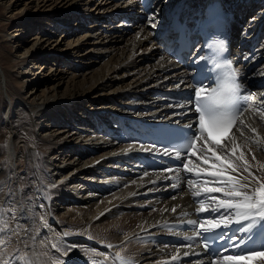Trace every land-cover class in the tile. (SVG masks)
<instances>
[{"label": "bare ground", "instance_id": "bare-ground-1", "mask_svg": "<svg viewBox=\"0 0 264 264\" xmlns=\"http://www.w3.org/2000/svg\"><path fill=\"white\" fill-rule=\"evenodd\" d=\"M205 1L148 0L143 13L139 0H0V264H120L117 252L134 264H210L197 226L224 213H211V198L225 197L202 190L224 178L144 167L138 153L151 148L133 135L138 121L194 117L189 67L163 35ZM225 5L252 98L216 153L251 192L264 183V0ZM60 28L65 37L53 39ZM201 149L187 163L211 170L217 161L203 163ZM193 191L209 218L197 217Z\"/></svg>", "mask_w": 264, "mask_h": 264}, {"label": "snow or ice", "instance_id": "snow-or-ice-1", "mask_svg": "<svg viewBox=\"0 0 264 264\" xmlns=\"http://www.w3.org/2000/svg\"><path fill=\"white\" fill-rule=\"evenodd\" d=\"M216 47L223 48V44L218 43ZM201 59H206V57H201ZM217 67L222 71L221 78L217 81L215 87L208 89V87L205 86L194 89L195 108L199 113V135L192 132V136H194L195 139H189L186 144L181 145L179 148L163 149V154L174 155L176 158L180 159L186 172L195 173L197 177H199L201 173H207L213 177L224 178L220 181V187H210L202 190L205 193L223 194L225 197L224 199L212 196L211 202L214 203L216 207L211 209V213H220L221 210H224V213L218 215L216 219L201 221L198 227L202 232L198 231L197 235H202V233H213L211 236L205 235L203 237V247L206 251L210 249L209 241L226 239L229 242V247H235L248 254L224 255L223 251L217 252L214 253V255H219L222 258L213 259L210 264H253V261L257 257L264 258V252H257L248 248L245 242L246 240L250 241L255 232L264 234V183H260L259 187L254 188L251 192L244 190L247 189V184H242L235 177L228 175L229 169L232 171H236V169L232 164L222 162L220 157L217 156L216 147L223 145L220 139L214 137V133L231 130L238 116L243 115L238 104L241 85L236 82L237 72L228 64L217 65ZM177 87H179V85H177ZM180 106L184 107V105ZM261 107H264V104H262ZM257 111H259V109H257ZM262 116H264V113H262ZM241 123H243V121H241ZM192 127V125L188 126L190 132ZM252 132H256V129L252 128ZM198 140H203L204 143V148L201 149L203 152V156L201 157L203 163L208 164L209 161L213 159L217 161V163L212 164L211 170L207 168H199V170H197L198 166H189V163H185L183 159H181L182 152L195 154L196 141ZM232 142L235 144L234 138ZM231 151L234 159L238 161L243 160L245 169H247V161L244 160L243 153L236 156L235 147H233ZM165 170L171 171V169ZM145 175H148V173H145ZM192 183L193 182L189 180V184ZM173 187H176V185H173ZM192 195L194 197H199L201 192L193 191ZM199 203L200 207L196 209V212L201 213L209 211V209L204 206V199H200ZM172 211L175 212L176 209L173 208ZM188 223L196 225L197 221L191 220L188 221ZM232 224H237L239 227L234 230L233 235L230 237L226 238L222 232H215V230L221 228V226L227 227ZM4 231L5 229L0 227V234H3ZM128 238V236H125V240ZM232 241H235V243H231ZM3 243L4 241L0 240V244ZM51 247L56 249L57 244L53 243ZM107 247L112 248L113 245L109 244ZM262 247H264V245H262ZM68 251H71V248H68ZM224 251H227V249H224ZM64 254L67 255V252ZM184 255L187 256L189 253L185 252ZM16 259L17 264H34L31 260H22L20 257ZM115 259L119 261L120 264H134L133 261L126 259L119 252L115 253ZM171 259L175 261L178 257L173 256Z\"/></svg>", "mask_w": 264, "mask_h": 264}, {"label": "rangeland", "instance_id": "rangeland-1", "mask_svg": "<svg viewBox=\"0 0 264 264\" xmlns=\"http://www.w3.org/2000/svg\"><path fill=\"white\" fill-rule=\"evenodd\" d=\"M263 5V4H262ZM28 12H29V14H35V12H33V7L32 6H30L29 8H28ZM240 18L242 19V17L240 16ZM36 32H38V30L37 29H35V28H33V29H31V30H29V31H27V35L28 36H32V35H34V34H36ZM63 32V28H60V29H58V30H56V32H54V36H53V39L55 38V39H59V40H61L62 39V37H65V35H62V36H60V34ZM65 32L66 31H64V34H65ZM79 32V30L77 31V33ZM82 31H80L79 33H81ZM66 37L67 38H71L72 37V35H71V33L70 34H67L66 35ZM258 40V39H257Z\"/></svg>", "mask_w": 264, "mask_h": 264}]
</instances>
